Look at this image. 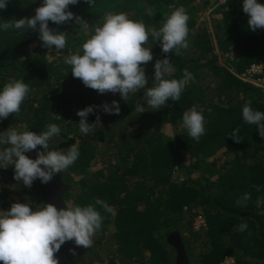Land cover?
Segmentation results:
<instances>
[{
	"label": "trees",
	"instance_id": "obj_1",
	"mask_svg": "<svg viewBox=\"0 0 264 264\" xmlns=\"http://www.w3.org/2000/svg\"><path fill=\"white\" fill-rule=\"evenodd\" d=\"M264 3V0H260ZM42 0H9L0 19L32 17ZM183 6L188 15L189 47L181 55L164 53L149 37L152 61L145 65L148 83L154 65L169 58L175 71L167 78L189 81L178 102L162 109L146 107L145 89L131 93H99L86 87L64 63L89 38L106 12H125L148 27L159 28L167 14ZM69 9L88 24L70 21L50 28L67 34V47L57 51L42 46L38 31L22 36L0 34V86L23 79L31 92L18 114L0 121V132L47 130L58 124L62 132L49 141L50 150H67L78 143L80 156L61 173L68 206L106 201L112 212L85 253L70 264H174L176 252L167 238L177 232L188 264H264V137L242 119L249 100L264 111V29L247 28L242 0H97L94 7L80 0ZM152 14L148 15L147 10ZM259 67L260 72H251ZM118 101L120 111L105 113L103 105ZM193 105L203 111L206 133L199 142L181 127L182 115ZM94 107L88 117L94 132L79 131L78 110ZM240 129L241 139L230 135ZM229 134V135H228ZM44 151V149H43ZM250 194L241 205L244 194ZM43 203L35 182L28 188L14 179V166L0 168V211L15 202ZM201 218L203 226L195 228ZM246 231H238L241 223ZM2 264V262H0Z\"/></svg>",
	"mask_w": 264,
	"mask_h": 264
},
{
	"label": "clouds",
	"instance_id": "obj_2",
	"mask_svg": "<svg viewBox=\"0 0 264 264\" xmlns=\"http://www.w3.org/2000/svg\"><path fill=\"white\" fill-rule=\"evenodd\" d=\"M212 1V0H209ZM80 0H42L36 8L35 15L19 19H0V34L9 33L22 36L28 30L38 31L43 47L55 48L57 51L67 47V34L49 27V22L55 25L73 21L84 28L88 23L76 16L70 5H77ZM9 0H0V10L6 9ZM90 8L97 0H85ZM243 12L247 14V28L251 31L264 29V3L260 0H242ZM151 15V10H147ZM189 15L183 6L175 8L167 14L157 29L148 27L143 20H135L125 12H106L102 22L98 24L93 34L87 38L80 49L67 56L64 63L69 65L71 73L79 78L86 87L98 90L99 93L110 91L119 93L121 98L128 100L131 93L144 91L146 107L136 102L135 108L143 113L147 108L162 109L171 100L178 102L189 81H195L192 73L185 71L181 79H169L175 68L169 58L158 60L155 65L152 87H146L148 79L145 65L152 61L151 46L146 47L149 37L159 41L164 53L181 55L189 47ZM260 68L251 67V72H260ZM31 92V87L23 79H12L0 86V121L21 111V105ZM105 113L120 111L118 101H112L111 106L103 105ZM94 113L93 106H87L77 111L80 117L78 127L83 135L94 132L88 117ZM242 119L249 125H255L261 137H264V111L252 107V101L242 106ZM206 119L202 110L193 105L182 115L181 127L196 142L206 133ZM62 132L56 123L47 125L46 131L37 134L28 129L18 130L9 127L0 132V168L14 166V179L31 188L36 179L48 183L54 173H61L69 168L80 156L78 143L65 150H50L49 141ZM229 135V134H228ZM230 135L236 141L241 139L240 129L234 128ZM42 146L44 151L37 158L31 159L25 153ZM43 165L44 167H41ZM250 194H244L241 205H246ZM112 212L109 204L96 199L95 203L75 205L58 209L51 203H41L33 206L32 202H15L8 210L0 211V262L2 264H59L55 253L67 241H74L77 246L90 247L94 235L101 229L103 216ZM195 228L204 227L201 218L195 220ZM248 224L241 223L238 231L244 232ZM228 259L232 258L225 257ZM225 258L222 264H225ZM234 263V261H233Z\"/></svg>",
	"mask_w": 264,
	"mask_h": 264
},
{
	"label": "water",
	"instance_id": "obj_3",
	"mask_svg": "<svg viewBox=\"0 0 264 264\" xmlns=\"http://www.w3.org/2000/svg\"><path fill=\"white\" fill-rule=\"evenodd\" d=\"M33 132L40 134L36 130ZM43 151L42 146H37V149L25 153L29 158L35 159L39 152ZM41 167H44L41 165ZM35 184L39 189L43 203H51L57 206L58 209L65 208L63 203V196L66 192V185L61 182L58 174L54 173L52 179L48 183H41L40 179H36ZM167 242L176 252V259L174 264H188V260L181 243V238L177 232H173L167 238ZM86 247L75 245L74 241L65 242L60 250L55 253V258L58 259L59 264H70L72 258L76 253H85Z\"/></svg>",
	"mask_w": 264,
	"mask_h": 264
},
{
	"label": "built area",
	"instance_id": "obj_4",
	"mask_svg": "<svg viewBox=\"0 0 264 264\" xmlns=\"http://www.w3.org/2000/svg\"><path fill=\"white\" fill-rule=\"evenodd\" d=\"M224 263L225 264H233V261L231 259L225 258Z\"/></svg>",
	"mask_w": 264,
	"mask_h": 264
}]
</instances>
